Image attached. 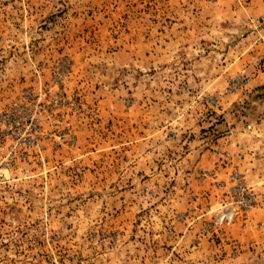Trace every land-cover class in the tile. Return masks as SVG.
Wrapping results in <instances>:
<instances>
[{
  "label": "rangeland",
  "instance_id": "374dc122",
  "mask_svg": "<svg viewBox=\"0 0 264 264\" xmlns=\"http://www.w3.org/2000/svg\"><path fill=\"white\" fill-rule=\"evenodd\" d=\"M213 4L0 0V264H264V25Z\"/></svg>",
  "mask_w": 264,
  "mask_h": 264
},
{
  "label": "crops",
  "instance_id": "0c3cea01",
  "mask_svg": "<svg viewBox=\"0 0 264 264\" xmlns=\"http://www.w3.org/2000/svg\"><path fill=\"white\" fill-rule=\"evenodd\" d=\"M205 12L203 18H209L211 21L249 25L262 20L264 25V0H214L211 9L207 8ZM245 236V232H239L238 239L241 240Z\"/></svg>",
  "mask_w": 264,
  "mask_h": 264
},
{
  "label": "built area",
  "instance_id": "2783aa9c",
  "mask_svg": "<svg viewBox=\"0 0 264 264\" xmlns=\"http://www.w3.org/2000/svg\"><path fill=\"white\" fill-rule=\"evenodd\" d=\"M18 126H21V124L18 123ZM242 190H243V189H242ZM245 206H246L245 208H248V209L250 208V205H248V204H245Z\"/></svg>",
  "mask_w": 264,
  "mask_h": 264
}]
</instances>
